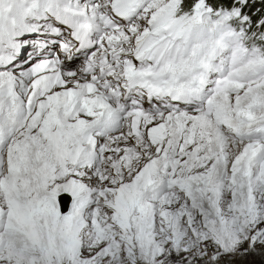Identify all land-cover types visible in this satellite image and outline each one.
<instances>
[{"label": "snow or ice", "instance_id": "6c2138e0", "mask_svg": "<svg viewBox=\"0 0 264 264\" xmlns=\"http://www.w3.org/2000/svg\"><path fill=\"white\" fill-rule=\"evenodd\" d=\"M0 264H264V0H0Z\"/></svg>", "mask_w": 264, "mask_h": 264}]
</instances>
